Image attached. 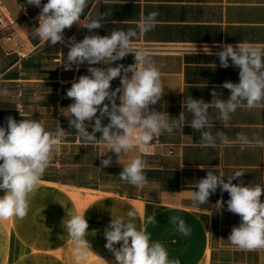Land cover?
<instances>
[{
	"label": "crops",
	"instance_id": "1",
	"mask_svg": "<svg viewBox=\"0 0 264 264\" xmlns=\"http://www.w3.org/2000/svg\"><path fill=\"white\" fill-rule=\"evenodd\" d=\"M0 2L12 21L7 29L11 40L4 37L7 30L0 31V88L9 90L7 96L0 95V126L6 127V118L11 116L17 122L24 118L43 121L50 131L60 124L67 131L31 197L28 215L0 220V264H76L66 227L73 210L80 214L86 210V239L97 254H91L85 264H104L102 259L116 264L113 253L105 248L104 230L112 217L126 216L130 207L138 210L137 226L144 227L151 239L161 242L170 258H178L181 264H264V249L245 251L228 241L232 228L240 224V216L227 211V192L221 194L218 188L208 204L199 207H192L190 201L196 182L206 177L208 169L222 172L225 182L226 176L242 170L244 175L233 180L234 184L242 180L244 186H264V147L225 146L219 140L216 147H205L200 133L186 124L183 134L164 133L146 149L136 146L118 161L117 154L107 153L102 143L82 140L68 123L66 108L74 101L66 92L74 79L88 75V68L97 65L65 68L71 38L79 42L89 35H109L114 29L127 31L156 11L157 25L135 40L133 47H156L150 52L161 72L165 94L154 107L178 118L182 102L189 96L207 103H211L213 91L224 100L230 96V90L222 85L239 83L240 69L231 60L228 68L221 67L215 53L224 44L239 42L264 49V0H88L81 23L104 16L103 26L89 31L73 25L64 30V44L55 46L30 33L37 28L41 8L28 5L26 0ZM44 3L47 0H42ZM134 63V55L129 54L110 66ZM117 87L119 78L111 82L112 90ZM185 116L190 122L192 115L186 112ZM217 116V110L210 106L208 127L214 135L219 130L232 141L238 133L264 139V107L248 110L242 105L226 124ZM107 123L108 118H104L102 124ZM87 130L91 132L92 127ZM100 135L96 134L97 139ZM109 156L111 166L102 168L101 160ZM135 156L147 161L144 171L148 184L143 188L119 177L123 166ZM221 196L225 203L217 212L215 204ZM153 213L157 223H146V217ZM172 216L185 221L190 235L175 230L169 222Z\"/></svg>",
	"mask_w": 264,
	"mask_h": 264
},
{
	"label": "clouds",
	"instance_id": "2",
	"mask_svg": "<svg viewBox=\"0 0 264 264\" xmlns=\"http://www.w3.org/2000/svg\"><path fill=\"white\" fill-rule=\"evenodd\" d=\"M26 2L41 8L39 26L30 33L53 46L58 42L64 44L65 29L78 25L92 31L101 28L105 20L104 16H100L81 23L88 0H47L43 5L42 0ZM158 15L156 11L148 13L135 28L127 31L114 29L109 35H89L79 42L71 38L66 55L68 66L65 68L71 69L75 65L78 70L85 63L97 66L89 67L88 75L74 79L66 92L67 98L74 101L66 108L69 126L82 140L105 145L107 153L117 154L118 161L122 154L131 152L136 146L147 147L154 138L164 133L183 134L186 124L200 133V142L205 147H216L218 140L225 146L239 143L264 147V139L259 137L250 139L247 134L238 133L232 141L223 131L218 130L214 135L208 127L210 106L217 110V119L221 124H226L242 105L248 110L264 107V49L248 42L224 44L222 50L215 53L220 66L228 68L231 60L232 65L240 69L239 83L225 82L222 85L230 90V96L224 100L213 91L211 103L189 96L182 102L178 118H170L167 112L157 111L154 107L163 98L165 88L150 50L133 47L135 40L155 28ZM129 54L134 55V64L110 66ZM116 78L120 79L121 86L112 90L111 82ZM8 94L7 88H0V95ZM186 112L192 115L190 122L186 119ZM104 118L109 120L106 126L102 124ZM93 121L94 124L91 123ZM89 126L92 127L91 132L87 130ZM66 132L60 124L55 131H50L46 130L43 121L24 118L17 122L11 116L6 118V127L0 126V190L4 192L0 196V220L23 219L28 215L31 197L38 190L52 155L66 138ZM97 133L101 134L99 139ZM111 164V156L101 160L102 168ZM146 167L147 161L135 156L123 166L119 177L137 188H143L148 184L144 171ZM244 173L237 170L226 176L225 182L222 172L217 174L208 169L206 177L196 182L190 201L192 207H199L208 204L209 197L218 188L221 194L227 192L230 196L227 211L240 216V224L232 228L228 241L241 250L256 251L264 249V202H261L264 186H244L242 180L234 184L233 180L241 178ZM224 203L221 196L215 204L217 212L223 209ZM85 211L83 214L71 211L66 224L76 264H85L94 253L86 239L89 224ZM137 218L138 210L130 207L126 216L112 217L104 230L105 248L113 253L116 264H181L178 258H170L166 247L159 241H153L144 227L137 226ZM169 222L182 235H190L191 229L179 216L170 217ZM146 223H157L155 213L146 217ZM118 243L119 248L115 247Z\"/></svg>",
	"mask_w": 264,
	"mask_h": 264
},
{
	"label": "built area",
	"instance_id": "3",
	"mask_svg": "<svg viewBox=\"0 0 264 264\" xmlns=\"http://www.w3.org/2000/svg\"><path fill=\"white\" fill-rule=\"evenodd\" d=\"M40 13L38 15V19H39ZM38 22V21H37ZM10 23H12V21L8 20L6 14L3 12L2 10V5L0 2V31H5L9 28ZM39 26V24L37 23V27ZM8 31V30H7ZM6 40H11L12 39V33L11 32H7L6 36H4ZM143 48L152 50L154 48H156L155 46H145ZM125 67H127L128 65H124ZM129 76H131V73L128 74ZM121 86L120 84V79H119V87ZM157 142V140H155ZM144 149H146V147H143Z\"/></svg>",
	"mask_w": 264,
	"mask_h": 264
}]
</instances>
